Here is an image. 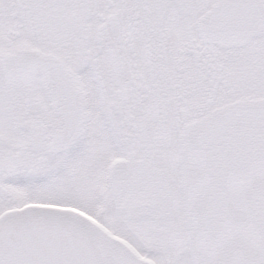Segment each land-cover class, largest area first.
I'll list each match as a JSON object with an SVG mask.
<instances>
[{
    "label": "snow or ice",
    "instance_id": "obj_1",
    "mask_svg": "<svg viewBox=\"0 0 264 264\" xmlns=\"http://www.w3.org/2000/svg\"><path fill=\"white\" fill-rule=\"evenodd\" d=\"M0 264H264V0H0Z\"/></svg>",
    "mask_w": 264,
    "mask_h": 264
}]
</instances>
